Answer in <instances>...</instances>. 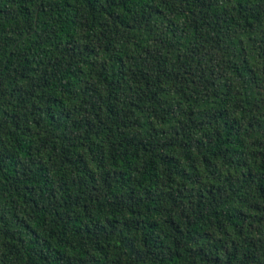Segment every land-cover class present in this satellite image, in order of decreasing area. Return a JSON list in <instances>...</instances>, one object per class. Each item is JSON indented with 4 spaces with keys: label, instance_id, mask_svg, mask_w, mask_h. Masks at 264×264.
<instances>
[{
    "label": "trees",
    "instance_id": "obj_1",
    "mask_svg": "<svg viewBox=\"0 0 264 264\" xmlns=\"http://www.w3.org/2000/svg\"><path fill=\"white\" fill-rule=\"evenodd\" d=\"M0 264H264V0H0Z\"/></svg>",
    "mask_w": 264,
    "mask_h": 264
}]
</instances>
